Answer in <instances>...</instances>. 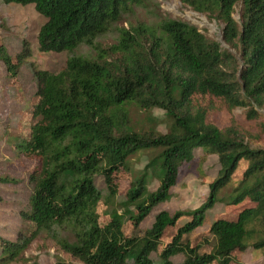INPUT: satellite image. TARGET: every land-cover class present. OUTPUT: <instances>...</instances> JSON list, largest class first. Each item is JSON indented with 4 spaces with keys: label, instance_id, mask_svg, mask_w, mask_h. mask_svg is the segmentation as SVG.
<instances>
[{
    "label": "trees",
    "instance_id": "obj_1",
    "mask_svg": "<svg viewBox=\"0 0 264 264\" xmlns=\"http://www.w3.org/2000/svg\"><path fill=\"white\" fill-rule=\"evenodd\" d=\"M1 1L33 3L47 17L39 49L69 51L59 71L29 62L37 82L31 106L36 120L30 136L14 147L40 159L29 173L34 189L23 213L35 229L20 230L15 239L0 235L1 260L27 262L25 251L42 233L86 264H237L248 246L264 248V147L252 146L235 126L209 119L217 101L247 106L249 118L264 104V0H241V25L233 15L239 0H184L224 24L228 47L181 18L131 20L148 0ZM120 19L129 25H121L117 38L104 45L102 35ZM17 55L0 43V59L12 76L31 55L27 39ZM132 107L162 108L170 120L167 130L129 126ZM199 147L221 162L208 197L195 208L161 209L151 226L142 227L153 207L172 197L181 165ZM148 148L159 151L136 172L131 158ZM242 162L236 184L221 193ZM97 173L105 189L97 186ZM0 180L9 178L0 174ZM123 180L129 181L124 192ZM154 180L159 184L152 190ZM122 192L125 199L116 206ZM102 200L110 215L105 222L97 209ZM218 201L240 206L209 221ZM170 227L175 230L165 240ZM178 254L181 260L174 259ZM54 264L66 261L58 257Z\"/></svg>",
    "mask_w": 264,
    "mask_h": 264
},
{
    "label": "rangeland",
    "instance_id": "obj_2",
    "mask_svg": "<svg viewBox=\"0 0 264 264\" xmlns=\"http://www.w3.org/2000/svg\"><path fill=\"white\" fill-rule=\"evenodd\" d=\"M242 6V1L239 0L233 13L239 25L242 20ZM170 17L191 21L208 36L222 40L224 24L208 11H200L184 0H148V3L139 8L135 16L130 18L134 21L136 18L158 21ZM46 20L47 17L38 12L33 3L5 4L0 0V43H4L15 57L21 51L24 40L29 41L31 49V55L23 58L20 71L16 76L9 75L4 61L0 59V174L7 175L9 178L8 182L0 180V235L9 239H15L20 230L30 232L35 229L34 223L26 220L23 213L30 209V197L34 189L29 173L40 163V159L20 154L14 147L17 139L30 136L31 127L36 120L31 112V106L34 101H37L35 96L37 82L29 62H33L38 68L59 71L66 65L69 56L67 50L42 51L39 49L38 33ZM121 25H129V22L120 19L113 23L101 37L104 45L112 43L117 38ZM222 44L228 47L223 40ZM85 47L82 45L77 51L80 52ZM231 49L239 55L237 47H231ZM216 104L217 108L209 114L210 120L221 127L235 126L247 134L252 146L264 147V104L256 105L258 115L255 118H249L246 114L247 106L230 108L221 101H217ZM169 123V118L160 107L149 110L132 107L129 116V126L135 129L157 126L158 130L166 131ZM158 151L153 148L138 151L131 158L134 170L141 171L150 157ZM245 166V162H242L230 186L223 189L221 193H227L233 188ZM220 168L221 162L216 153H206L201 147L197 148L193 159L181 165L179 180L172 187V197L154 206L141 226H151L155 214L161 209L174 212L176 209L198 207L208 197L210 182L218 175ZM95 181L99 188L105 189L103 175L97 173ZM158 184V181L154 180L149 185L150 189H155ZM121 186L124 192L129 187V181L123 180ZM123 192L116 197L114 201L116 206L125 199ZM239 206L240 204L226 205L218 201L209 210V221L223 212L233 214ZM97 209L101 222L107 221L110 215L104 200L98 203ZM208 225L207 223L195 229L192 238L199 232L206 231ZM174 230L175 227L169 228L165 240L169 239ZM239 255L242 262L237 264H264V248H254L250 245ZM25 256L29 258L27 262L23 260L5 262L0 259V264H30L35 258L38 259L39 264H54L58 257L65 259L66 264H86L63 250L54 239L47 237L44 233L33 240L25 251ZM182 258V254L174 256L175 260Z\"/></svg>",
    "mask_w": 264,
    "mask_h": 264
}]
</instances>
